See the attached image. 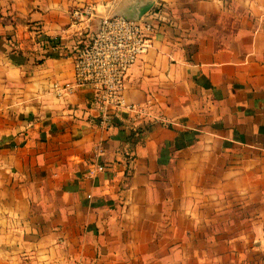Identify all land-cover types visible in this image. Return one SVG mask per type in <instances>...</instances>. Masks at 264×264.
Segmentation results:
<instances>
[{
    "label": "crops",
    "instance_id": "crops-1",
    "mask_svg": "<svg viewBox=\"0 0 264 264\" xmlns=\"http://www.w3.org/2000/svg\"><path fill=\"white\" fill-rule=\"evenodd\" d=\"M154 1L125 76L140 130L52 89L87 31L71 9L94 4V29L132 2L0 0V264H264V0Z\"/></svg>",
    "mask_w": 264,
    "mask_h": 264
},
{
    "label": "built area",
    "instance_id": "built-area-1",
    "mask_svg": "<svg viewBox=\"0 0 264 264\" xmlns=\"http://www.w3.org/2000/svg\"><path fill=\"white\" fill-rule=\"evenodd\" d=\"M115 1L107 0V4L111 6ZM95 10V5L90 3L71 9V23H83L87 31L73 56L72 80L62 86L53 84L52 89L57 96H62L89 86L93 92L92 108L101 125L108 127L126 114L129 122L138 123L142 130L145 122L153 118L152 105L150 101L142 104L126 101L125 76L151 46L156 24L163 19L160 4L154 1L152 8L139 19L119 14L100 16L97 26L90 29L89 22L95 16ZM59 48V38L52 37L48 51L57 52ZM104 170L103 163H96L85 175L93 177Z\"/></svg>",
    "mask_w": 264,
    "mask_h": 264
},
{
    "label": "water",
    "instance_id": "water-1",
    "mask_svg": "<svg viewBox=\"0 0 264 264\" xmlns=\"http://www.w3.org/2000/svg\"><path fill=\"white\" fill-rule=\"evenodd\" d=\"M129 1L132 2L133 4L131 10L135 9L132 14H122V13H112V14H119L127 18L139 19L142 15H144L147 11H149L154 4V0H129Z\"/></svg>",
    "mask_w": 264,
    "mask_h": 264
}]
</instances>
